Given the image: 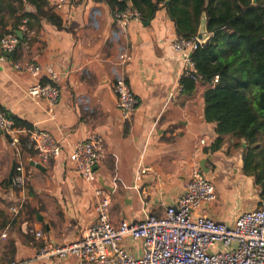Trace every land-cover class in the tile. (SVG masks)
<instances>
[{"label":"crops","instance_id":"obj_1","mask_svg":"<svg viewBox=\"0 0 264 264\" xmlns=\"http://www.w3.org/2000/svg\"><path fill=\"white\" fill-rule=\"evenodd\" d=\"M52 1L42 7L39 25L20 27L17 50L0 64V108L48 134L61 149L56 159L39 162L24 143L12 148L0 131V236L5 235L0 237V263L76 264L72 256H36L48 245L70 244L82 236L95 219L94 189L109 196L114 224L161 217L166 206L176 203L192 169L201 170V162L216 191V201L205 206L207 217L231 225L239 213L256 208L259 188L243 172L236 140L224 136L220 147L212 149L217 135L215 123L204 117L206 86L181 83L184 66L172 48L178 35L165 9L159 8L148 22L132 21L121 33L106 0H68L58 12ZM124 53L129 57L125 62L120 58ZM28 62L55 72L60 91L56 104L27 95L37 79L49 80L45 71L35 79L14 68ZM120 77L136 99L127 119L117 109L113 91ZM90 135L99 136L103 147L91 184L68 158L73 145ZM19 137L29 140L26 132ZM18 166L24 171L23 190L13 182ZM18 202L23 206L14 215L10 208ZM120 243L134 257L141 256L140 240Z\"/></svg>","mask_w":264,"mask_h":264},{"label":"built area","instance_id":"obj_2","mask_svg":"<svg viewBox=\"0 0 264 264\" xmlns=\"http://www.w3.org/2000/svg\"><path fill=\"white\" fill-rule=\"evenodd\" d=\"M67 1L53 0L52 10L60 11ZM112 18L121 33L126 32L132 21L140 20L139 13L131 5L123 11H113ZM19 44L16 34L8 33L0 38V64L6 54L17 50ZM199 45L196 38L185 40L179 37L172 44L173 50L181 56L184 77L193 82H199V78L191 54ZM120 58L123 62L129 59L125 53ZM14 68L35 79L42 71L47 72L49 80L43 82L37 79L26 93L32 99L46 101L50 105L58 102L60 91L55 83L57 76L51 67L28 62L22 66L14 64ZM216 81L217 77L213 82ZM113 91L122 118H129L136 99L124 78L116 79ZM0 131L7 136L12 148L16 149L24 143L34 152L36 161L46 162L60 155L59 144L48 134L14 127L1 110ZM21 132L29 134V140L21 141ZM68 158L81 179L91 184L95 179L94 169L103 159L102 139L90 135L86 140L76 142ZM143 171L137 173L136 181L141 179ZM13 182L19 190L25 187L21 166L16 168ZM93 194L95 219L82 236L70 244L48 245L38 252L36 258L72 256L76 264H264V197L256 208L239 213L231 225L207 217L205 206L216 201V191L198 167L192 169L176 203L166 206L161 217L148 215L140 221L122 220L114 224L109 217V196L101 188L94 189ZM22 206V202H18L11 206L10 211L16 215ZM35 237L40 238L41 233L36 232ZM124 238L141 241L142 254L139 258L121 245Z\"/></svg>","mask_w":264,"mask_h":264},{"label":"trees","instance_id":"obj_3","mask_svg":"<svg viewBox=\"0 0 264 264\" xmlns=\"http://www.w3.org/2000/svg\"><path fill=\"white\" fill-rule=\"evenodd\" d=\"M47 0H0V38L16 34L23 26L39 25ZM128 0L142 22L150 21L164 8L177 35L196 38L200 17L205 15L209 34L191 54L197 76L206 87L202 97L206 121L215 123L212 149L224 136L242 149L243 172L253 178L264 197V2L263 0ZM112 11H123L126 0H106ZM32 7L33 12L26 11ZM11 26V30L6 28ZM20 42V41H19ZM217 77V81L213 82ZM194 82L183 78L181 83ZM14 127L31 130L4 112ZM241 141L245 146L241 147Z\"/></svg>","mask_w":264,"mask_h":264},{"label":"water","instance_id":"obj_4","mask_svg":"<svg viewBox=\"0 0 264 264\" xmlns=\"http://www.w3.org/2000/svg\"><path fill=\"white\" fill-rule=\"evenodd\" d=\"M168 0L165 2L167 3ZM209 37V34L206 30V19H205V15L202 14L201 17H200V23H199V27H198V30H197V35H196V39L198 40V42L200 44H203L206 42V40L208 39ZM9 56V54H6V57ZM242 146L244 147L245 144H242ZM201 164V171L203 173H206L207 170L203 167V164L202 162L200 163ZM39 167V165L37 166ZM12 175H13V169L11 170L10 174H9V178H8V181L9 182H12Z\"/></svg>","mask_w":264,"mask_h":264}]
</instances>
